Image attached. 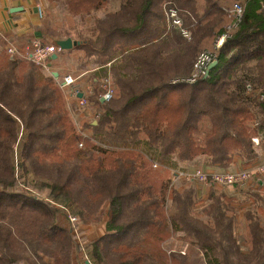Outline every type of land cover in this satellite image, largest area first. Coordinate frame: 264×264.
<instances>
[{"label":"trees","instance_id":"obj_1","mask_svg":"<svg viewBox=\"0 0 264 264\" xmlns=\"http://www.w3.org/2000/svg\"><path fill=\"white\" fill-rule=\"evenodd\" d=\"M44 1L84 17L109 0ZM117 1L76 47L89 66L110 64L114 79L111 101L90 99L99 117L82 128L91 137L76 131L53 77L0 42V264H264V184L242 187L241 202L210 190L198 212L194 189L167 188L172 159L226 169L234 156L258 158L250 109L261 132L264 102L246 91L264 97V0H245L238 22L229 13L238 0H172L189 40L166 33L167 0ZM212 45L216 65L181 82ZM106 206L104 235L77 244L75 227L100 223ZM180 233L190 257L165 248Z\"/></svg>","mask_w":264,"mask_h":264},{"label":"rangeland","instance_id":"obj_2","mask_svg":"<svg viewBox=\"0 0 264 264\" xmlns=\"http://www.w3.org/2000/svg\"><path fill=\"white\" fill-rule=\"evenodd\" d=\"M34 2H35V5L39 6V8L42 10V18H40V19L43 21L42 30L46 35L52 34L56 38H58V37L65 38L63 33H66V34L70 35L69 39H71L73 41H80V42H82V40H80L79 35L84 37L86 35V31H87L86 29L93 24L95 19L103 17L106 13L116 11L119 8V2L117 0H109L108 3L106 4V6H104L99 11L92 13L89 16L71 17L61 7L49 6L44 0H36V1L34 0ZM36 6H35V8H36ZM232 7H233V5H232ZM232 7H231V9H232ZM231 9H230L229 13L232 17ZM166 28H167V25H166ZM172 30L175 31L176 33H179V31L177 29H171V30L166 29V33H168L169 31L171 33ZM179 35H181V34L179 33ZM181 37H182V35H181ZM182 38H184V37H182ZM184 39L189 40L187 38H184ZM62 40H65V39H62ZM39 42L44 44V45H55L53 42L46 40L45 38H42V41H39ZM82 44H83V42H82ZM214 46H215V43H214ZM204 50L205 51L213 50V45L204 49ZM61 52L62 51H59L57 54H54V55L59 56L61 54ZM12 59H15V58H12ZM24 60H27V59H24ZM27 61H29V60H27ZM51 62H53V61H51ZM57 65L59 66V68L64 67L65 73L63 71H60V75H58V78L57 79L53 78V79L56 81L57 85L60 87V89L65 94V101H67L66 108L70 112L71 119H72V122L76 128V131L78 132V129H79L78 133H79V135H81L82 138L83 137L86 138L88 136L91 137V133L89 131H86V130L84 131L82 126L86 123H90L91 121H93L95 123V119H97L99 117V112L94 107V105H92V102H90V99H92V97L99 99L100 96L102 95V93H103V90H102L103 78L105 75H107V71H108V68L110 67V64H107L102 69L98 70V71H100L99 76L93 75L91 78L87 79V83L89 84L87 87H89V88L85 89L83 91V93H80V91L74 87V85H75V79H74L75 77L74 76H76L78 73L73 72L72 66L69 63H67V61L62 62V60H60V62ZM39 68L42 70V72L44 74L49 75L51 77H52L53 72L58 73L57 70H53L51 68V65L48 66L49 71H47L48 69L43 70L41 67H39ZM77 69L78 70L80 69L79 66ZM103 70H106V72H103ZM205 70L207 72L208 68H206ZM206 72H205V74H206ZM191 74H192V71H191ZM205 74H203V75L198 74V76L195 78V80L197 81L199 78H201ZM65 76H71L72 79L74 80V83L70 86H65V87L62 86L61 85L62 80ZM95 77L97 78V81L94 80ZM108 82H109L110 90L115 91L114 79L112 78L111 73H109ZM173 82H178V81L174 80ZM181 82L187 83V81H182V80H181ZM187 84H191V83H187ZM114 91H113V96H114ZM248 91L249 92L246 91L247 97L251 98L252 100H258L259 102H264L263 96L252 94L251 91L249 90V88H248ZM87 92H89L90 94L87 95ZM75 93H76V97H74ZM69 94H71V97H73L75 99V101L77 102L75 105H68L69 101L66 100V97L67 98L70 97ZM79 94L82 95L80 98L85 97L84 99L87 101L86 106L78 105L77 98H78ZM80 98H78V99H80ZM101 103H107V102H101ZM88 107H89V109L90 108L92 109V107L94 108V112L90 111L91 116L86 114V112H85V110H87ZM250 112L253 116V119H252V122L249 124V126L252 129H255L257 131L256 134L251 139L252 147L257 154L258 153L260 154L263 152L262 148L264 146L263 145L264 139H262V136H261V133L264 134V129H261V132L259 131V123H260L262 118L254 106H251ZM79 113L86 114L87 115L86 120L81 122V120H79V118H77V115ZM258 131H259V133H258ZM253 140H256L257 143H255ZM90 142L92 144H96L100 148H105L103 145L98 143L97 140L94 138L90 139ZM79 145H81V148L79 147ZM78 149L85 150L83 140L78 143ZM106 149H110V148H106ZM140 150L143 151L149 159L156 160V156H157V152H158L157 149H153V148L151 149V148H148V147L143 145L142 148H140ZM234 157H233V160H234ZM170 163L172 166H171V168L168 169V175H167L169 178V182L167 183L168 190H170V191L176 190V191L181 193L185 190H193L194 189V191H195L194 203L195 204H194L193 209L197 212L203 206H205L206 200H207V199L205 200V198L207 196V193H209L210 190H213V191L216 190L218 192H220V191L224 192V191H226V189H233V188H235L237 190L241 189L239 187H218V186H213V185H211V187H208V186H205V185L199 183L198 179L195 177V174L197 171H201L202 174L239 172V171L235 172L233 170H227L228 168L220 170V171H209L208 169L205 168V167H207L205 157H198L191 162H183V163H179V162L177 163L174 161V159H172L170 161ZM152 165H153L152 166L153 168H156V166H157V164L154 162H152ZM255 167H253V168H255ZM253 177H254L253 182L255 184L256 179H258V175L254 174ZM244 188H242V189H244ZM74 223H76V221ZM75 231L77 233V234H74L75 240H76V243L79 244L81 242V238L79 237V232L77 230V227H75ZM183 237H184V234H181V233L178 235H175V237H171L169 240L170 243L166 244L165 248L170 249L171 248L170 246L173 245L174 249H176L177 251L181 250L180 251L181 254L186 255V257H190V254L188 253L186 246H187V244L191 243V241L185 239L184 241L186 243L183 241L180 242L179 240H181ZM183 243H185L186 246ZM79 245H81V243ZM84 259L86 260V257H84Z\"/></svg>","mask_w":264,"mask_h":264},{"label":"crops","instance_id":"obj_3","mask_svg":"<svg viewBox=\"0 0 264 264\" xmlns=\"http://www.w3.org/2000/svg\"><path fill=\"white\" fill-rule=\"evenodd\" d=\"M36 1V0H35ZM34 0H0V42L2 43V48L5 49L8 46H13L18 51L21 49L30 46L33 41H42V38L46 40H50L53 43L60 41L64 38H50L46 35L43 28V21L38 17L37 10L35 8ZM20 8L16 12H12V9ZM60 60L67 61L72 66L73 72H77L78 74L74 76L75 85L74 87L83 93V91L89 87L87 83V79L94 76H99L100 69L103 67H94L89 66L87 64V60L83 58L82 52L76 48L71 49L68 52H62L56 61L51 62V68L53 70L58 71V75H60V71H64V67L59 68L57 65ZM57 65V66H56ZM79 66V70L77 69ZM79 71V72H78ZM62 72V73H63ZM105 72V70H103ZM102 72V73H103ZM97 81V78H94ZM70 97H66V100L69 101L68 105H75L77 102L71 94ZM67 103V101H66ZM90 107V106H89ZM89 107L85 110L86 114L91 116V112H94V108ZM83 113H79L77 118L83 122L86 120L87 115ZM97 114V113H96ZM86 115V116H85ZM93 124H95L93 122ZM262 139H264V134L261 133ZM264 145V144H263ZM263 149V148H262ZM264 165V149L262 153H258V158L252 161L249 165H243V160L239 156H235L233 160V164L227 170L233 171H242L247 169H252L255 166ZM186 166V165H185ZM209 171H220L223 169L217 167H205ZM264 184V175H258V181L254 182L250 181L246 187H258ZM245 189H226L225 195L228 197H232L235 201L241 202L242 200H246L244 197ZM208 197L205 198V200ZM108 207L106 206L104 209V214L102 217V221L98 224L93 225H84L78 226L77 230L79 232V237L81 238V244L83 242H90L94 239L100 238L105 233V223L109 220V216L107 214ZM241 210L239 213V217L241 216ZM238 217V218H239ZM79 243V244H80ZM73 264H85L84 257L77 260H74Z\"/></svg>","mask_w":264,"mask_h":264},{"label":"built area","instance_id":"obj_4","mask_svg":"<svg viewBox=\"0 0 264 264\" xmlns=\"http://www.w3.org/2000/svg\"><path fill=\"white\" fill-rule=\"evenodd\" d=\"M244 2L245 0H238L233 4V7L231 9L232 18L234 21L238 22L243 14L244 10ZM37 14L39 18H42V10L39 8V6H36ZM162 11L164 14L165 22L167 25V30L171 29H177L179 33L182 35V37L190 39V33L188 29L183 27L182 20L179 16V11L176 9L174 3L172 0H167L162 6ZM226 36H222L218 38V40L215 42V48L218 49ZM60 51V49L57 47V45H44L40 43L39 41H33L30 46L25 47L18 51L13 46H8L6 48V52L9 55L10 59L12 58H23L31 61L34 65H37L41 67L43 70L49 71L48 66H50L51 63V56L54 54H57ZM216 60V53L214 51H203L198 55L196 58L192 74L189 78L182 80L187 81V83L193 84L196 80L195 78L198 76V74H205L206 68ZM205 71V72H204ZM109 73L104 76L103 78V93L100 96V101L102 102H109L112 100L113 97V91L110 90L109 87ZM74 83V80L71 76H65L62 80V86H70ZM90 93L87 92V95ZM74 97H76V93L74 94ZM83 98L78 99V105L80 106H86L87 101ZM79 132V129H78ZM255 143H257L256 140H253ZM81 148V145H79ZM264 175V165H258L255 168L242 170L236 173H211V174H202L201 171H197L195 174V177L198 179V182L211 187L218 186V187H245L250 181H253V175ZM258 181V179H256ZM69 221L71 223H74L76 221L73 217H68ZM75 234L76 231H75Z\"/></svg>","mask_w":264,"mask_h":264},{"label":"water","instance_id":"obj_5","mask_svg":"<svg viewBox=\"0 0 264 264\" xmlns=\"http://www.w3.org/2000/svg\"><path fill=\"white\" fill-rule=\"evenodd\" d=\"M13 11L12 12H16L17 10H20V8H15V9H12ZM82 44V42L80 41H73L71 39H65V40H60V41H57L56 42V45L57 47L60 49V51H68V50H71L73 48H76L78 46H80ZM58 58V55H52L51 56V61H56ZM216 65V61H214L213 63H211L209 66H208V71L206 72V74H208V72ZM52 77L54 79H57L58 78V73L57 72H53L52 73ZM82 95L79 94L78 95V98H80ZM102 102V101H101ZM85 264H90L88 261H85Z\"/></svg>","mask_w":264,"mask_h":264}]
</instances>
